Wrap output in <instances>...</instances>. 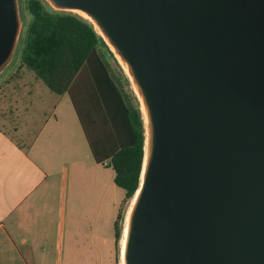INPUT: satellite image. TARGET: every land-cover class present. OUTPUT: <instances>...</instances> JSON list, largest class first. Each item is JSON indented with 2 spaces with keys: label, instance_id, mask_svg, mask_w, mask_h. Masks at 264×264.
<instances>
[{
  "label": "water",
  "instance_id": "water-1",
  "mask_svg": "<svg viewBox=\"0 0 264 264\" xmlns=\"http://www.w3.org/2000/svg\"><path fill=\"white\" fill-rule=\"evenodd\" d=\"M102 38L144 128L118 264H264V0H44ZM0 0V79L23 28Z\"/></svg>",
  "mask_w": 264,
  "mask_h": 264
},
{
  "label": "crops",
  "instance_id": "crops-1",
  "mask_svg": "<svg viewBox=\"0 0 264 264\" xmlns=\"http://www.w3.org/2000/svg\"><path fill=\"white\" fill-rule=\"evenodd\" d=\"M8 75L0 79V264H114L115 220L129 199L119 198L109 162L130 136L126 81L107 57L87 61L63 94L21 65Z\"/></svg>",
  "mask_w": 264,
  "mask_h": 264
},
{
  "label": "trees",
  "instance_id": "trees-1",
  "mask_svg": "<svg viewBox=\"0 0 264 264\" xmlns=\"http://www.w3.org/2000/svg\"><path fill=\"white\" fill-rule=\"evenodd\" d=\"M42 1L27 0L31 19L25 28V45L19 62L34 72L51 91L56 94L67 92L87 61L109 55L116 62L88 21L73 13L52 10L49 6L52 11L47 12ZM124 110L130 136L114 151L109 165L114 170L115 185L124 191L126 199H130L139 184L145 135L136 101L134 104L128 102ZM122 220L123 214L119 211L114 225L116 245Z\"/></svg>",
  "mask_w": 264,
  "mask_h": 264
},
{
  "label": "rangeland",
  "instance_id": "rangeland-1",
  "mask_svg": "<svg viewBox=\"0 0 264 264\" xmlns=\"http://www.w3.org/2000/svg\"><path fill=\"white\" fill-rule=\"evenodd\" d=\"M42 5H43V8L45 11L47 12H50L52 11L48 6V4L44 1L41 2ZM19 8H20V14H21V17L23 18V28H22V32H21V35H20V38L18 40V43H17V46H16V49H15V52H14V55H13V62L12 64L5 70V74L3 77H5L7 74H9L8 76H10L13 72H15V70L19 67L20 65V57H21V54H22V51H23V48H24V45H25V36H26V26L27 24L30 22V19H31V15L28 11V8H27V0H20V3H19ZM108 59H110L111 57L109 55H106ZM121 77H123L125 79V81H127L124 73L122 72V70L120 69L119 65L117 64V62H114ZM125 81L123 80L124 84H125ZM1 83V82H0ZM1 85V84H0ZM44 85V84H42ZM44 87H46L44 85ZM125 88L127 90V93L128 95L131 97L132 101H136L137 103V100L132 92V88L130 87L129 83L126 82L125 84ZM45 89H48V88H45ZM50 91V90H49ZM138 104V103H137ZM115 189L117 190L118 194L120 195L119 198H121L123 196V193L124 191L121 189V188H118V187H115ZM118 198V195L116 196ZM119 205V204H118ZM127 207V206H126ZM118 208V207H117ZM126 210V208H125ZM124 216V214H123ZM123 221V220H122ZM120 223V222H119ZM120 227L122 228V222L120 223ZM118 248H119V241L116 245V247L114 248V254H113V262L114 264H117L118 263Z\"/></svg>",
  "mask_w": 264,
  "mask_h": 264
}]
</instances>
